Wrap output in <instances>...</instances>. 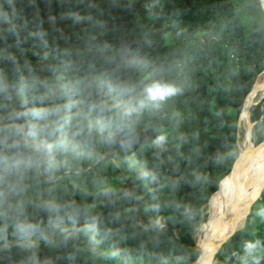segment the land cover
I'll use <instances>...</instances> for the list:
<instances>
[{
    "label": "trees",
    "instance_id": "obj_1",
    "mask_svg": "<svg viewBox=\"0 0 264 264\" xmlns=\"http://www.w3.org/2000/svg\"><path fill=\"white\" fill-rule=\"evenodd\" d=\"M263 71L261 0H0V118L54 145L8 150L24 162L0 168V264H198ZM153 81L179 92L124 117ZM49 106L59 115L31 114ZM262 189L214 264H264Z\"/></svg>",
    "mask_w": 264,
    "mask_h": 264
},
{
    "label": "clouds",
    "instance_id": "obj_2",
    "mask_svg": "<svg viewBox=\"0 0 264 264\" xmlns=\"http://www.w3.org/2000/svg\"><path fill=\"white\" fill-rule=\"evenodd\" d=\"M109 89L111 90V85H109ZM134 90L133 87L125 88V92H132ZM179 92V89L174 85H170L167 83H161L159 81H153L151 83L146 84L143 87V95L141 98H137L135 100H128L123 109V116L130 117L133 114H139L146 108L149 107H159V102L168 99L171 96L176 95ZM92 107H100L101 110H106L111 112L113 107H119V105H109L105 102H100L98 105H92ZM31 114L36 116L38 119L48 120L49 117L54 115H59L57 107L49 106L43 109H34ZM21 114H17L16 119L19 118ZM10 120L12 118L10 117ZM88 130L91 131L92 124L88 123ZM42 129L34 124H20L14 122H5L2 118H0V168L9 166L10 161H14L15 164L19 165L24 162L23 159L16 158V156H9L8 150L16 149L18 153H20L23 149H30L33 152L40 153L44 150H51L54 146L52 143L47 142L44 139L39 140V142L35 144H30L28 138H36L40 135ZM55 130H50L48 135H54ZM160 140L163 137L159 138ZM55 146H64V141L59 140L56 141ZM31 157H28V161L30 162ZM49 208H54L55 205L49 203Z\"/></svg>",
    "mask_w": 264,
    "mask_h": 264
},
{
    "label": "bare ground",
    "instance_id": "obj_3",
    "mask_svg": "<svg viewBox=\"0 0 264 264\" xmlns=\"http://www.w3.org/2000/svg\"><path fill=\"white\" fill-rule=\"evenodd\" d=\"M248 113V108H246L244 114L242 113L243 116L241 121L243 123L247 120ZM260 147H263L261 152L262 155L260 154L261 156L259 157L253 156L254 158H251L244 164L242 163L243 165H241L238 174L236 175V183L230 190L224 191L222 193V197L228 200L229 204H227L224 208L218 224H215L210 228L209 236L199 243L198 246L201 250L198 258L199 264H213V260L219 246L243 226L247 210L249 211L251 209L253 203L260 195L263 181L260 182L258 186L256 185L258 191L253 202L250 204L249 194L251 189L264 177V143H262L256 149ZM241 162L242 157L239 159L228 179L233 175V172L239 167ZM211 199L212 197L210 198L209 202Z\"/></svg>",
    "mask_w": 264,
    "mask_h": 264
},
{
    "label": "rangeland",
    "instance_id": "obj_4",
    "mask_svg": "<svg viewBox=\"0 0 264 264\" xmlns=\"http://www.w3.org/2000/svg\"><path fill=\"white\" fill-rule=\"evenodd\" d=\"M262 3H263V1H262ZM263 6H264V4H263ZM257 106H259L260 111L262 113L260 116V119H259L260 121H262L264 119V115H263V112H264V71L259 75V77H258V79H257V81L253 87V90L251 91V93L249 94V96L247 98L246 104H245V106H244V108L240 114L239 120H238V145H239L240 151L243 153L241 155L242 162L239 165V167L235 170V175L227 183V186H225L222 189V191L210 203L208 202L206 210L204 211V214L206 215V220L200 225V227L197 229V231L195 233L196 248L199 247L198 245L203 239H205L206 237L209 236L210 228L213 225L218 224L220 216H221L224 208L226 207L227 204H229L228 200H226L222 197L223 196L222 193L224 191L230 190L233 187V185L236 183V180H237L236 175L238 174V171H239L241 165L246 163L251 158L259 157L262 155L261 152H262L263 147H261L259 154H256L255 150H253V147L255 146V144H254L255 142L251 143L249 141L250 136L253 137V135H254L256 122L252 120V116H253V113L255 112V109L257 108ZM246 108H248L249 113H248L247 120L244 121V123H243L241 121V119H242V116H243ZM262 181H263L262 186H261V190H262V187L264 186V177L261 181H259L257 184H255L253 186V188L251 189L250 194H249L250 195V204L253 202L254 197L257 194L258 184ZM250 211H251V209H250ZM250 211H248V212L250 213ZM248 212H247V215L249 214ZM246 226H247V218H246V222H244L243 226L238 231L244 229ZM220 249L217 251V253L214 257L213 264L215 263V260L217 258V255H218ZM197 250H199V252L201 253L200 249L197 248ZM247 258H249L251 260V257H248V254L244 250H241L239 255H238V261H242V260H245ZM135 262H136V264H141L138 261H135Z\"/></svg>",
    "mask_w": 264,
    "mask_h": 264
},
{
    "label": "water",
    "instance_id": "obj_5",
    "mask_svg": "<svg viewBox=\"0 0 264 264\" xmlns=\"http://www.w3.org/2000/svg\"><path fill=\"white\" fill-rule=\"evenodd\" d=\"M261 2H262V1H261ZM262 6H263V3H262ZM263 8H264V6H263ZM249 141H250L251 143L254 142L253 139H252V136L249 138ZM262 143H264V140H262V141L259 142L258 144L254 143L255 146L253 147V149H256V148H257L258 146H260ZM241 155H242V152L240 151L239 156H238V158L236 159V161L234 162L231 171H233V169H234L235 166L237 165L239 159L241 158ZM262 190H263V189H262ZM261 192H262V191H261ZM260 194H261V193H260ZM259 196H260V195H259ZM259 196H258V197H259ZM257 199H258V198H257ZM257 199H256V200H257ZM256 200H255V201H256ZM229 238H230V237H229ZM229 238H228V239H229ZM228 239H227V240H228ZM227 240H226V241H227ZM226 241H225V242H226ZM225 242H224V243H225ZM224 243H222V244L219 246L218 250L222 247V245H223ZM197 248L199 249V247H197ZM197 262H198V260H197ZM198 264H199V262H198Z\"/></svg>",
    "mask_w": 264,
    "mask_h": 264
}]
</instances>
